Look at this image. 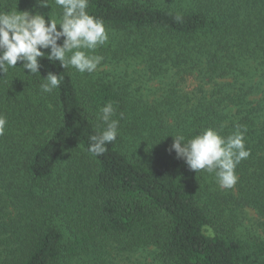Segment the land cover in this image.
Segmentation results:
<instances>
[{
	"label": "trees",
	"instance_id": "obj_1",
	"mask_svg": "<svg viewBox=\"0 0 264 264\" xmlns=\"http://www.w3.org/2000/svg\"><path fill=\"white\" fill-rule=\"evenodd\" d=\"M16 9L46 20L62 14L55 0L47 7L0 0V11ZM87 11L105 27L126 30V52L150 69L169 62L193 73L203 67L205 78L232 82L192 99L170 125L146 101L133 119L137 129L129 130L120 118L123 92L109 81L79 79L47 56L39 58L40 74L24 72L18 61L0 77V115L7 119L0 135V247L10 251L0 264H74L109 242L154 246L162 264H264V237H240L220 208L204 205L208 173L169 151L172 135L188 139L211 127L227 137L246 129L250 156L236 168L248 185L241 201L256 211L264 232V0H89ZM49 72L61 83L42 93ZM108 102L118 135L93 156L89 137L102 126L96 117Z\"/></svg>",
	"mask_w": 264,
	"mask_h": 264
},
{
	"label": "clouds",
	"instance_id": "obj_2",
	"mask_svg": "<svg viewBox=\"0 0 264 264\" xmlns=\"http://www.w3.org/2000/svg\"><path fill=\"white\" fill-rule=\"evenodd\" d=\"M37 4L47 7L49 0H37ZM55 5L62 9L59 20L51 14L46 20L39 12L0 11V73L3 74L0 77L6 76L9 69H15L18 61L24 72L40 74L39 58L45 56L50 61H58L64 69L71 66L80 73L96 71L103 57L89 53L109 39L103 21L88 13L89 0H55ZM175 18L181 19L179 14ZM61 79L49 72L40 84L41 92L51 93L59 87ZM115 114L112 102L99 109L96 118L102 126L89 137L91 155H103L106 145L116 140L119 120L113 119ZM123 116L120 113L121 119ZM6 124V117L0 115V135L4 134ZM244 131L238 126L234 133L224 137L209 127L188 139L182 134L172 135L169 151H175L177 158L183 159L189 169L214 173L222 189H231L238 181L237 166L250 156Z\"/></svg>",
	"mask_w": 264,
	"mask_h": 264
},
{
	"label": "rangeland",
	"instance_id": "obj_3",
	"mask_svg": "<svg viewBox=\"0 0 264 264\" xmlns=\"http://www.w3.org/2000/svg\"><path fill=\"white\" fill-rule=\"evenodd\" d=\"M106 30L109 36L108 41L89 53L103 57L96 71L89 74L87 72L80 73L71 66L70 69L73 74L79 76V79H103L123 92V112L125 124L129 130L137 129L133 119L143 113V105L146 101L156 105V108L163 114H167L168 125H170L174 124L175 116L182 117L184 112L190 108L192 99L203 95L208 96L217 90H221L224 83L232 82V78L229 77L214 79L213 81L205 78L203 74H199V70H203V67H197L193 73L190 71V67L187 70L182 66L183 70L180 71L178 66L169 62L162 68L153 67L150 69L146 63L137 61L134 56L126 52L127 49L123 45V36L127 35L126 30L108 27ZM143 43L148 46L151 40ZM194 101L196 102L197 99ZM164 118L166 119L165 116ZM146 128L143 125L140 126V133L148 135ZM65 166L66 163L64 162L62 167ZM236 174L238 181L235 186L231 189H222L217 183L215 174L208 173L206 190L201 201L208 208H220L226 219L236 226V233L240 237L248 238L250 235L264 237L263 228L258 224V214L244 200L241 201V196L248 193V185L245 181L243 183L240 180V172L236 171ZM59 225L67 235L68 229L65 223L59 221ZM109 245L103 250H101L100 245L91 248L88 254L83 253L77 258L79 259L78 263L162 264L157 258L154 246L126 249L118 247L117 243L114 242H109ZM9 252L6 245L1 246L0 261L10 257Z\"/></svg>",
	"mask_w": 264,
	"mask_h": 264
}]
</instances>
